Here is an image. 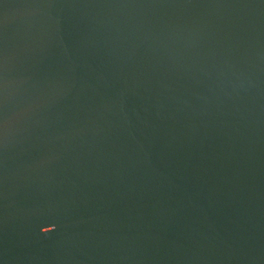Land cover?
<instances>
[{
    "label": "water",
    "instance_id": "1",
    "mask_svg": "<svg viewBox=\"0 0 264 264\" xmlns=\"http://www.w3.org/2000/svg\"><path fill=\"white\" fill-rule=\"evenodd\" d=\"M0 264H264V0H0Z\"/></svg>",
    "mask_w": 264,
    "mask_h": 264
},
{
    "label": "snow or ice",
    "instance_id": "2",
    "mask_svg": "<svg viewBox=\"0 0 264 264\" xmlns=\"http://www.w3.org/2000/svg\"><path fill=\"white\" fill-rule=\"evenodd\" d=\"M44 231L45 232H48V231H50V229L49 228H45Z\"/></svg>",
    "mask_w": 264,
    "mask_h": 264
}]
</instances>
